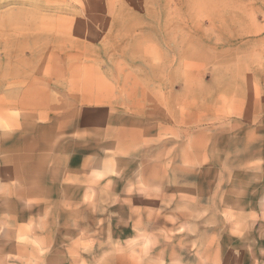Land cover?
Segmentation results:
<instances>
[{"label":"rangeland","instance_id":"rangeland-1","mask_svg":"<svg viewBox=\"0 0 264 264\" xmlns=\"http://www.w3.org/2000/svg\"><path fill=\"white\" fill-rule=\"evenodd\" d=\"M0 264H264V0H0Z\"/></svg>","mask_w":264,"mask_h":264}]
</instances>
